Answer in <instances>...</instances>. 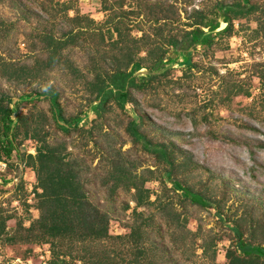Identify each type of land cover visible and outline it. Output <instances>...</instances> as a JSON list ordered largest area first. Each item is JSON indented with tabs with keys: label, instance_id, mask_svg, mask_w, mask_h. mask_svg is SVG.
<instances>
[{
	"label": "rangeland",
	"instance_id": "obj_1",
	"mask_svg": "<svg viewBox=\"0 0 264 264\" xmlns=\"http://www.w3.org/2000/svg\"><path fill=\"white\" fill-rule=\"evenodd\" d=\"M158 1L163 9L169 10L166 9L164 18L148 21L144 12L150 11L154 0H0V68L4 61L10 62L9 70L24 67L29 71L26 75L16 71L8 77V69L2 70L0 93L16 100L23 93L52 85L58 90L65 117L81 110L88 112L87 119L79 124L80 129L64 131L52 118L44 96L20 102V110L26 114L28 123L37 124L39 131H47L46 140L50 143H63L66 158L85 164L81 178L85 180L89 199L109 213V232L127 233L131 223L145 216L152 217L141 240L144 260L155 264L175 261L177 264H222L227 261L225 250L233 242L234 231L222 222L216 208L204 209L183 201L170 188V183L163 185L150 176L144 187L149 189L154 203L138 206L136 212L142 211V214L137 215L133 211L134 189L127 190L120 184L110 192L108 170L121 161L125 167L135 168L134 171L147 176L143 168L155 167L153 155L143 151L126 128L134 114L146 113L148 118L144 116L141 129L155 139L175 140L190 150L198 163L231 176H228L233 181H229L231 195L221 206L222 216H228L230 223L231 217L244 212L250 214L255 220L249 236L254 242L264 244V35L254 31L257 21L254 14H248L233 18L230 34L215 33L210 44L197 41L190 45V64L183 61L182 54L176 55L174 49L178 51L180 45H163L165 60L163 67L154 72L156 77L146 87L133 89V100L127 101L123 109L112 104L102 117L96 118L87 106L93 96L87 84L94 78L93 67L97 63L102 70L115 63L114 59L122 58L124 62L127 58L124 48L123 51L111 43L116 32L111 30L109 17L115 15L116 20L122 8L133 10L118 17L128 23V34L139 36L146 31L160 40L161 33L165 36L171 32L180 37L191 28L186 22L193 9L211 11L216 1L221 0ZM251 1L259 4L256 13H261L264 0ZM57 2H68L70 8L64 11ZM169 3L173 5L168 6ZM155 9L156 15L162 16V9ZM72 17L83 24L78 25ZM219 20L221 28L225 23L221 16ZM86 21L89 29H85ZM70 28L81 29L78 43L65 47L60 60L50 69L45 68L47 51L42 43L35 45V34L52 32L63 36L62 31ZM29 41L36 47L34 50L27 49ZM140 55L145 56V51L141 50ZM33 63L47 70L42 73ZM142 63L146 64L147 60ZM146 70L143 67L137 73ZM15 141L19 152L24 154L35 152L33 147L38 143L31 137L24 139L22 127H18ZM9 161L6 167L0 166V207L4 214L13 216L5 221L7 232L13 233L19 218L27 227L30 219L38 215V209L33 193L36 184L33 169L15 151ZM182 175L195 186L199 179L206 181L213 195L220 196L221 185L217 180H208L207 171L195 168ZM159 204L168 205L163 208ZM175 207L186 216L184 227L174 219ZM5 235L0 234V264H82L76 257L82 247L77 245L69 248L56 242V249L71 251L74 255L71 257L68 253L56 258L51 244L45 240L10 242L5 240ZM111 242L106 240L105 244Z\"/></svg>",
	"mask_w": 264,
	"mask_h": 264
},
{
	"label": "trees",
	"instance_id": "obj_2",
	"mask_svg": "<svg viewBox=\"0 0 264 264\" xmlns=\"http://www.w3.org/2000/svg\"><path fill=\"white\" fill-rule=\"evenodd\" d=\"M57 3L64 11L70 8L68 2ZM172 5V3L168 4V6ZM156 6L160 10L162 9V16L156 15L158 12L155 9ZM259 7L257 2L251 0L216 1L211 11H204L202 8L197 7L190 12L188 17L190 20L186 23L191 28L184 31V36L178 37L171 32L164 36L161 33L160 40H156L146 31H143L139 36L128 34L126 30L128 23L122 20L123 18L118 17H123L133 10L122 8V14L118 15L116 20H114L115 15L109 17L112 25L111 30L116 32V38L112 39L111 43L113 46L124 48L127 58L124 62L122 58L114 59L115 63L107 68L105 67L106 69L102 67V70H100L97 63L95 64L93 67V70L95 69L94 78L88 80L87 83L91 87V93H93L87 106L96 118L102 117L104 112L110 109L109 105L115 104L123 109L127 101L133 100L131 91L146 87L156 77L154 72L163 67L166 53V48L163 45H170L171 47L180 45L178 51L174 49L176 55L177 52L182 54L183 61L190 64V45L197 41L210 44L215 33L230 34L233 29V18L248 14H254L257 21V27L254 31L264 35V9L257 14ZM166 9L169 10L168 8L163 9L161 2L154 0V3L150 5L149 13L144 12L145 20L158 21L160 18H164L163 15L167 13ZM150 13L155 14V16ZM219 16L225 23L221 28H219ZM86 18L87 21H92L91 18ZM71 20H74L78 25L83 24L79 23L77 17H72ZM87 21L86 26L84 25L85 29L90 28ZM80 32V28L76 30L70 28L62 31L63 36L54 35L52 32L35 34L37 35L34 36L37 37L35 45L42 43V47L47 51V56L44 59L45 68L50 69L51 65L60 60L61 52L65 47L78 43L77 39ZM100 35H102V32H100ZM28 45V50L36 48L30 41ZM141 50L145 51V56L140 55ZM143 60H147V63L143 64ZM33 66L35 69V66H37L41 70L40 72L47 70L38 63H33ZM9 67L10 62L5 64L3 61L0 72L2 73V70L6 72L8 69V73H6L8 77L14 76L16 71H20L24 75L29 72H26L24 67L11 70H9ZM143 67L147 70L137 73ZM234 86L233 84L232 87ZM58 95V90L52 85H48L41 90L23 93L16 100H12L9 94L0 93V160L5 161L7 166L10 163L9 158L12 156V152L15 151L16 155L24 161V164L33 169L36 178L33 193L36 199L35 208L38 209V215L30 219L27 227L23 225V221L19 218L16 221L17 227L14 232L8 233L5 221L13 216L4 214L2 207H0V234L2 232L6 233L5 240L10 242L16 240H45L51 244L52 255L56 258L59 255L68 253L71 254V257H74L71 251L56 249V242L60 241L61 245L66 244L69 248L77 245L82 247V252L76 254L82 264H155L151 260H144V250L141 245V240L146 235L145 227L150 225L152 217L145 216L140 221L131 223L127 233L114 234L109 232V213L100 209L87 195L85 180L81 178L82 165L85 164H81L75 159L66 158L65 152L62 150L63 143H50L46 140L47 131H39L37 124L32 125L25 120L26 114L21 112L20 102L25 99L44 96L49 102L52 118L61 129L64 131H69L72 128L80 129L79 124L87 119L88 112L81 110L78 114L65 117ZM144 116L147 117V114L141 112L134 114L129 119L126 128L131 139L140 143L143 151L153 155L156 160L155 167L143 168V171L145 169L148 172V175L145 176L142 172L134 171L135 168L125 167V164L121 161L115 162V168L108 170L107 179L111 180L112 183L110 192L120 184L127 190L133 188V200L135 201L133 211L137 215H141L142 211L136 212L138 206L154 203V200H151L149 189L144 187L145 180L153 176L163 185L170 183V188L180 196L181 200L188 201L204 209L216 208L219 217H222V222L229 224L228 226L234 231L233 242L225 250L227 261L222 264H264V244L254 242L249 236L251 223L255 219L244 212L236 217H231L229 223L230 218L222 216L221 206L225 204L227 198L231 195L230 188L232 186H230V183H233V181L232 178L228 177L230 175L216 169L212 170L204 163H198L193 158L190 150L173 139H155L148 131L140 128ZM151 123H154V121H151ZM18 127L23 128L24 139L31 137L38 141L34 154L19 152L18 143L15 141ZM195 168L207 171L208 180L218 181L222 187L220 188V196L213 195L214 191L209 188L210 186L206 181L199 179L197 180L198 185L195 186L182 175L189 171L191 173ZM167 205L163 204L158 207L165 208ZM173 213L175 221L184 227L186 216L183 212L178 211L175 207ZM106 240H112V242L106 245ZM124 243H127L128 246L122 245ZM202 246L205 252V244ZM174 264H177V262L175 261ZM215 264L219 263L216 262Z\"/></svg>",
	"mask_w": 264,
	"mask_h": 264
},
{
	"label": "clouds",
	"instance_id": "obj_3",
	"mask_svg": "<svg viewBox=\"0 0 264 264\" xmlns=\"http://www.w3.org/2000/svg\"><path fill=\"white\" fill-rule=\"evenodd\" d=\"M35 148V146L33 147V149ZM27 153H31V154H34L35 152H31V151H26ZM0 162H4L5 163V165L3 166V167H6V162L5 161H3V160H0Z\"/></svg>",
	"mask_w": 264,
	"mask_h": 264
},
{
	"label": "built area",
	"instance_id": "obj_4",
	"mask_svg": "<svg viewBox=\"0 0 264 264\" xmlns=\"http://www.w3.org/2000/svg\"><path fill=\"white\" fill-rule=\"evenodd\" d=\"M5 165V163L4 162H0V166H4Z\"/></svg>",
	"mask_w": 264,
	"mask_h": 264
}]
</instances>
